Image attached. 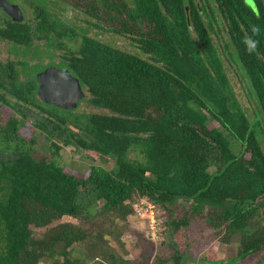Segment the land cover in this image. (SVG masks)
<instances>
[{
  "label": "trees",
  "instance_id": "obj_1",
  "mask_svg": "<svg viewBox=\"0 0 264 264\" xmlns=\"http://www.w3.org/2000/svg\"><path fill=\"white\" fill-rule=\"evenodd\" d=\"M60 1L102 32L128 38L148 59L83 36L66 67L86 91L80 101L104 112L81 117L46 105L32 97L34 83L13 88L16 102L0 101L17 114L0 122V152L13 153L0 160V264H100L95 248L105 249L103 264H116L100 225L58 220L96 216L108 229L119 227L133 197L160 210L171 253L156 264L191 260L194 218L210 238L236 239L234 256L214 264L248 256L264 264V0H252L254 11L243 0ZM214 29L222 36L218 49ZM225 55L244 80L253 119L231 89ZM33 129L54 151L71 146L111 159V167L91 165L79 176L35 160L27 136ZM73 245L84 246L81 257Z\"/></svg>",
  "mask_w": 264,
  "mask_h": 264
},
{
  "label": "rangeland",
  "instance_id": "obj_2",
  "mask_svg": "<svg viewBox=\"0 0 264 264\" xmlns=\"http://www.w3.org/2000/svg\"><path fill=\"white\" fill-rule=\"evenodd\" d=\"M251 1V0H248ZM252 7V3H246ZM66 8L64 14L67 17H74L75 22H80V25H85V19L83 16L78 14L76 10L70 9L65 5H61ZM214 27V25L212 24ZM211 32L210 36L213 39L214 45L219 48L221 44L222 36L219 32ZM92 36L101 41L105 42L110 46L118 48L120 50H125L128 52H133L139 54L142 58L148 59V55L140 54L137 45L124 36L113 35L109 33H104L98 29L97 34H92ZM222 65L225 70V74L228 78L231 89L244 113L253 119L254 115V104L245 87L244 80L240 75L239 70L236 68L234 62L228 55L222 56ZM85 94L86 91L84 90ZM105 110L94 108L89 105L86 101L78 102L76 108L71 111V114L77 113L83 117L86 113H99ZM28 119H35L33 111L24 112ZM13 114L12 110L3 104H0V122H3ZM69 116V114H67ZM13 116L17 117L14 113ZM209 125L220 129L218 124L214 121H210ZM68 128H71L68 126ZM31 138V156L35 160L44 161H54L58 166L62 167L64 171L70 173H76L79 176H86L89 166H101L103 168H110L112 161L107 159L104 161L103 158L98 157L92 153L83 152L80 150H74L71 146H60L58 150L54 149L49 145V142L44 139L43 134H41L37 129H33L30 134H27ZM227 138L230 140L229 136ZM262 147L264 149V141H262ZM13 153L8 151L0 152V160L11 159ZM149 202L145 198H135L132 200V211L126 216L124 222L116 220V224L119 227L107 228L108 222L103 217L88 220H79L77 218H71L68 216L61 217L58 221H70L75 224L82 226L83 228H92L94 230L98 229L100 225L102 229L108 232L106 236L107 251H111L114 257L117 259L116 264H156L157 260H167L171 250L167 246L165 240V233L163 226L161 224L162 217L160 210L154 205V215L156 221V238L154 241L150 240L146 235L147 233V219L143 209L146 208ZM186 205L185 203H182ZM95 207V206H94ZM140 207L142 209H140ZM97 209V206L95 207ZM92 219V220H91ZM55 223V222H54ZM264 224V220L261 221ZM33 234H38L42 229H32ZM188 234V250L187 255L191 260L185 262V264H214L221 260L222 262H227L228 259L234 256L236 251V239L232 237L230 243L223 244L218 242L216 239L209 237L207 227L204 223L197 218L190 220L187 227ZM120 240L119 243H117ZM109 248V249H108ZM84 246L73 245L72 254L74 257H81L84 254ZM104 248H95L92 254L97 260H100V264L104 263V259L101 251ZM103 259V260H102ZM214 261V262H211ZM88 262V260H86ZM253 257L248 256L242 261H237L231 264H252ZM219 264V263H218Z\"/></svg>",
  "mask_w": 264,
  "mask_h": 264
},
{
  "label": "flooded vegetation",
  "instance_id": "obj_3",
  "mask_svg": "<svg viewBox=\"0 0 264 264\" xmlns=\"http://www.w3.org/2000/svg\"><path fill=\"white\" fill-rule=\"evenodd\" d=\"M3 1L10 6L8 11L0 6V101L16 102L13 88L20 83H34L32 97L38 98L36 73L48 66L67 69L69 58L77 55L80 39L94 38L98 29L86 17L83 26L67 17L60 0ZM40 22H51L54 28H39Z\"/></svg>",
  "mask_w": 264,
  "mask_h": 264
},
{
  "label": "water",
  "instance_id": "obj_4",
  "mask_svg": "<svg viewBox=\"0 0 264 264\" xmlns=\"http://www.w3.org/2000/svg\"><path fill=\"white\" fill-rule=\"evenodd\" d=\"M243 1L245 4L252 3V7L249 4L246 5L253 11L255 10L252 0ZM0 6L7 10V6L10 5L0 0ZM35 79L37 82L36 94L40 101L57 109L64 111L74 110L85 95L77 78L71 75L67 69H57L53 66H48L36 73Z\"/></svg>",
  "mask_w": 264,
  "mask_h": 264
},
{
  "label": "built area",
  "instance_id": "obj_5",
  "mask_svg": "<svg viewBox=\"0 0 264 264\" xmlns=\"http://www.w3.org/2000/svg\"><path fill=\"white\" fill-rule=\"evenodd\" d=\"M147 206L143 210L147 212L146 219H147V236L149 237L150 240L154 241V239L157 237L156 236V221H155V215L153 213L154 211V205L151 202H146ZM156 206V205H155ZM140 209H142L140 207Z\"/></svg>",
  "mask_w": 264,
  "mask_h": 264
}]
</instances>
